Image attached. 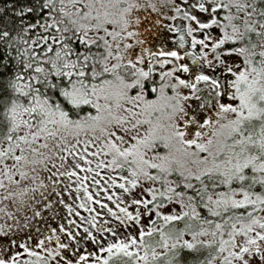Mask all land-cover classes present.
Segmentation results:
<instances>
[{"label":"snow or ice","instance_id":"snow-or-ice-1","mask_svg":"<svg viewBox=\"0 0 264 264\" xmlns=\"http://www.w3.org/2000/svg\"><path fill=\"white\" fill-rule=\"evenodd\" d=\"M0 264H264V0H0Z\"/></svg>","mask_w":264,"mask_h":264}]
</instances>
